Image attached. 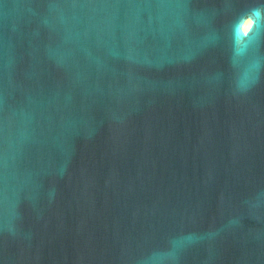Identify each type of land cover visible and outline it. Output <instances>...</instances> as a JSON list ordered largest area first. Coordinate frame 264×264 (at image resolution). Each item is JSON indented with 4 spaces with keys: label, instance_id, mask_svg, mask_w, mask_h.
I'll use <instances>...</instances> for the list:
<instances>
[{
    "label": "water",
    "instance_id": "95a60500",
    "mask_svg": "<svg viewBox=\"0 0 264 264\" xmlns=\"http://www.w3.org/2000/svg\"><path fill=\"white\" fill-rule=\"evenodd\" d=\"M0 264H264V0H0Z\"/></svg>",
    "mask_w": 264,
    "mask_h": 264
},
{
    "label": "snow or ice",
    "instance_id": "6c2138e0",
    "mask_svg": "<svg viewBox=\"0 0 264 264\" xmlns=\"http://www.w3.org/2000/svg\"><path fill=\"white\" fill-rule=\"evenodd\" d=\"M241 19H242V17H241ZM237 34H239V33H237Z\"/></svg>",
    "mask_w": 264,
    "mask_h": 264
}]
</instances>
